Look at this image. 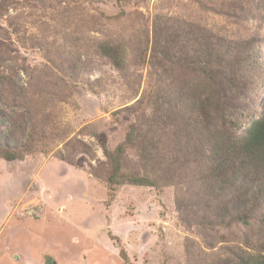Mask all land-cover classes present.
Masks as SVG:
<instances>
[{"label": "rangeland", "instance_id": "rangeland-1", "mask_svg": "<svg viewBox=\"0 0 264 264\" xmlns=\"http://www.w3.org/2000/svg\"><path fill=\"white\" fill-rule=\"evenodd\" d=\"M19 1L22 4L11 2L0 12V88L5 87L1 77L6 74L17 90L33 95L29 107L15 110L51 134L47 153L23 161L0 160V264H47L49 259L55 264H186L187 240L202 243L201 231L181 220L173 188L159 195L152 187L125 185L111 198L105 181L107 158L96 134L115 147L130 125L146 127L152 109L136 102L147 98L148 60L159 14L182 21L191 17L236 42L257 40L256 52H249L238 70L239 88L230 101L259 117L264 14L249 8L241 18L223 15L228 0L30 2L36 7ZM56 32L79 37L85 67L77 73L78 83H93L97 90L70 88L34 46V38L29 39L38 36L49 43ZM61 33L57 43H63ZM101 40L122 45L124 70L100 56ZM8 113L12 111L0 102V146L14 148L7 135ZM78 142L91 152H79ZM136 153V148L128 152L131 168L137 164Z\"/></svg>", "mask_w": 264, "mask_h": 264}, {"label": "trees", "instance_id": "trees-1", "mask_svg": "<svg viewBox=\"0 0 264 264\" xmlns=\"http://www.w3.org/2000/svg\"><path fill=\"white\" fill-rule=\"evenodd\" d=\"M23 1L36 7L30 2L42 0ZM11 2L22 4L0 0V12ZM227 5L220 11L223 15L241 18L250 9L264 14V0H228ZM180 18L157 16L147 98L136 102L152 109L146 127L130 125L123 142L115 147L96 134L107 158L109 196L113 198L116 188L125 185L152 187L159 195L171 187L183 223L201 231L202 243L187 240L186 264H264V100L257 118L230 101L239 88L238 70L251 56L249 52H256L257 40L236 42L191 17ZM21 29L19 25L17 31ZM60 33L49 43L38 36L29 39L34 38V46L70 88L94 91L95 84L78 83L77 73L85 67L83 43L67 33H61L63 43H57ZM97 50L117 70L125 69L121 44L101 40ZM1 78L5 87L0 88V102L12 111L5 118L15 147L0 146V160L23 161L38 152L47 153L51 133L15 110L29 107L33 95L17 90L6 74ZM77 146L79 152H91L82 142ZM131 148L137 149L138 157L133 168L128 166ZM60 160L74 165L66 157ZM120 254L129 260L124 249ZM48 262L55 264L53 259Z\"/></svg>", "mask_w": 264, "mask_h": 264}]
</instances>
